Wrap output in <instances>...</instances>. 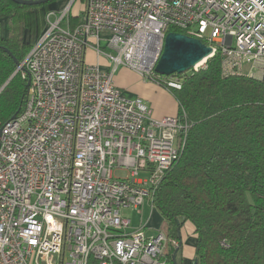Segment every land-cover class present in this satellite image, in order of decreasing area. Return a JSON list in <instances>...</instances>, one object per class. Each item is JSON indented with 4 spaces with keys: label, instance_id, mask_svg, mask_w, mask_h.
<instances>
[{
    "label": "built area",
    "instance_id": "built-area-1",
    "mask_svg": "<svg viewBox=\"0 0 264 264\" xmlns=\"http://www.w3.org/2000/svg\"><path fill=\"white\" fill-rule=\"evenodd\" d=\"M63 10L18 68L30 75L23 113L0 129V264H172L181 243L123 211L154 209L191 125L154 118L115 73L180 90L178 75L156 73L175 28L221 53L223 77L264 83V0H87L74 29Z\"/></svg>",
    "mask_w": 264,
    "mask_h": 264
},
{
    "label": "trees",
    "instance_id": "trees-1",
    "mask_svg": "<svg viewBox=\"0 0 264 264\" xmlns=\"http://www.w3.org/2000/svg\"><path fill=\"white\" fill-rule=\"evenodd\" d=\"M56 2L30 7L0 0V129L25 109L28 76L17 72L18 64L46 33L47 14L65 8H53ZM83 17V9L70 14V28ZM221 62L218 52L204 68L180 75V90H169L191 128L152 205L170 239L178 240L186 223L195 227L198 264H264V83L225 78Z\"/></svg>",
    "mask_w": 264,
    "mask_h": 264
},
{
    "label": "crops",
    "instance_id": "crops-1",
    "mask_svg": "<svg viewBox=\"0 0 264 264\" xmlns=\"http://www.w3.org/2000/svg\"><path fill=\"white\" fill-rule=\"evenodd\" d=\"M84 6L85 3L83 4V8ZM87 55L90 57L91 62L90 63L87 59L88 63L99 64L106 70L111 69L110 63L106 58L98 57L94 51H88L86 57ZM115 83L128 98H139L143 100L152 109L154 118L162 119L165 117L179 116V104L177 100L167 88L162 84H159V82L147 81L136 72L124 67H119L115 73ZM143 209L141 210V216L143 213L145 214V210L148 209L150 212L149 220L147 223L141 222L136 224L135 227H138L141 224H147V233L149 235H156L160 231L167 233L166 222L156 209H152L149 205H146ZM189 224L186 223L178 234V241L182 246L178 250L176 264H194L195 262L197 235L195 233V227L192 224ZM172 261V264H175L174 255Z\"/></svg>",
    "mask_w": 264,
    "mask_h": 264
},
{
    "label": "water",
    "instance_id": "water-1",
    "mask_svg": "<svg viewBox=\"0 0 264 264\" xmlns=\"http://www.w3.org/2000/svg\"><path fill=\"white\" fill-rule=\"evenodd\" d=\"M11 1L18 5L32 7L45 5L51 0ZM74 1L75 0H71L70 5L73 4ZM5 51L15 60L9 50L6 49ZM213 53V48L211 46L206 45L201 40L191 38L181 33H168L166 36L164 52L156 67V73L163 77H170L173 75H185L191 70L195 69L199 64H206L210 58L214 57ZM18 65L19 68L22 64ZM27 87H30V75H28ZM177 253L178 251H176L174 254L175 264ZM194 264H198V261L195 260Z\"/></svg>",
    "mask_w": 264,
    "mask_h": 264
},
{
    "label": "rangeland",
    "instance_id": "rangeland-1",
    "mask_svg": "<svg viewBox=\"0 0 264 264\" xmlns=\"http://www.w3.org/2000/svg\"><path fill=\"white\" fill-rule=\"evenodd\" d=\"M76 1V0H75ZM73 2V4L70 5L71 0H58V2H56V5L52 6L53 8H56L58 5H60L61 8L65 7V9L63 11H65L67 8H69V10H71V14L72 15H80L83 9V4L86 3L87 0H84V3L82 4L80 2V0H78L77 2ZM70 5V6H69ZM58 12V11H57ZM60 16V12H58L57 17ZM56 21V17L55 15L52 17V22ZM62 28H66L65 24L62 25ZM43 37V36H42ZM41 39V38H40ZM39 39V41H40ZM38 39L36 41V45L39 43ZM36 47V46H35ZM34 47V48H35ZM89 55V53H88ZM87 55V59L90 62V57H88ZM91 63V62H90ZM205 67V66H204ZM202 67V68H204ZM200 68V69H202ZM199 70V69H197ZM174 77H180V75L178 76H174ZM181 78V77H180ZM166 81L165 80H161L159 83L162 84L164 86V83ZM144 212V209H143ZM142 213V212H141ZM141 213L139 212H133L132 210H126L123 211V214L127 216V218L132 220L133 225L135 226L136 224L139 223H147V221L149 220L150 217V212L147 210H145V214L143 213V215L141 216ZM189 224V223H188ZM191 225V224H189Z\"/></svg>",
    "mask_w": 264,
    "mask_h": 264
},
{
    "label": "bare ground",
    "instance_id": "bare-ground-1",
    "mask_svg": "<svg viewBox=\"0 0 264 264\" xmlns=\"http://www.w3.org/2000/svg\"><path fill=\"white\" fill-rule=\"evenodd\" d=\"M205 66V64L204 63H201V64H199L197 67H196V69H200V68H202V67H204Z\"/></svg>",
    "mask_w": 264,
    "mask_h": 264
},
{
    "label": "clouds",
    "instance_id": "clouds-1",
    "mask_svg": "<svg viewBox=\"0 0 264 264\" xmlns=\"http://www.w3.org/2000/svg\"><path fill=\"white\" fill-rule=\"evenodd\" d=\"M194 70V69H193ZM192 71V70H191Z\"/></svg>",
    "mask_w": 264,
    "mask_h": 264
}]
</instances>
